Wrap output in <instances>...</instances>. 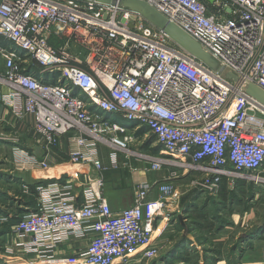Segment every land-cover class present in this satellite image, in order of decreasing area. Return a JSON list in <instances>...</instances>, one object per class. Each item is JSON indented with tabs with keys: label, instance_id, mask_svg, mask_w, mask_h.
<instances>
[{
	"label": "built area",
	"instance_id": "1",
	"mask_svg": "<svg viewBox=\"0 0 264 264\" xmlns=\"http://www.w3.org/2000/svg\"><path fill=\"white\" fill-rule=\"evenodd\" d=\"M114 1L0 0V87L17 117L32 118L34 140L47 155L66 137L68 160L89 169L35 186L34 208L6 233L7 252L14 244L32 253L26 264L149 261L159 254L156 218L175 210L180 197L175 178L202 173L198 185L211 194L223 177L231 186L236 179L264 182V104L245 91L249 83L264 91V0H143L219 69ZM129 123L154 135L156 157L129 148ZM100 144L109 148L110 168L131 156L150 164L145 173L169 168L162 183L154 182L157 197H149L153 182L132 168V204L112 210ZM14 150L18 169L49 168L45 157ZM89 232L84 250L55 254L60 243Z\"/></svg>",
	"mask_w": 264,
	"mask_h": 264
},
{
	"label": "crops",
	"instance_id": "2",
	"mask_svg": "<svg viewBox=\"0 0 264 264\" xmlns=\"http://www.w3.org/2000/svg\"><path fill=\"white\" fill-rule=\"evenodd\" d=\"M0 93L4 96L3 100H0V127H2L7 134L15 132L28 133L32 142L30 145L26 144L27 147H25L21 143L5 142L0 139V260L3 262L4 260H9L14 257L17 260L10 259L9 261L15 262L16 264H26L27 261L25 258L31 257L32 253L23 252L19 246L14 244L12 245L11 252H7L5 248L6 243H9L7 242V239L9 240V238H7L6 233L10 231V228L15 223L13 219L15 218L17 220L29 209L34 208L33 206L35 204L27 203L30 200L29 198L35 195L33 191L37 184L50 181L59 176H65V174L71 176L79 174L81 177L85 175L89 169L87 166L81 167L72 164L68 160L67 152L69 150L70 141L66 137L61 139L63 150H61L60 147H57L51 150L52 152L47 155L42 145L37 144L34 140L36 134L32 127V118L28 115L22 118L17 117L12 109V104L6 98L7 91L4 87H0ZM125 126L130 129V132H132L134 140L139 139L138 141L140 142L142 140L145 141L150 135V133L144 131L145 128H141L140 132L137 131L139 129H133L135 126L134 123H129ZM15 148H19L29 154L45 157L48 163L52 156V162L47 169H18L16 166L17 159L14 150ZM5 150L8 151L9 158L5 156ZM55 151L60 156L62 154L66 156V159L60 161L58 157L54 158L53 153ZM144 152L149 154L148 150ZM99 154L101 157V152ZM105 157L107 159L105 166L108 167V169L104 171V193L108 199L110 207L116 212L132 204L135 191L133 183L134 179H136L131 173L132 168L139 169L140 176L144 177L149 183L153 182L154 185L149 193L150 198L157 197V184L155 183L160 181V183H162L163 179H165L169 173L168 169L166 175L162 177V180H157L141 170L146 167L145 163L148 164V162L142 159L121 158L119 166L115 169L110 168L111 163L109 153L106 154ZM101 160L104 161L105 158H101ZM124 171H127L128 173ZM123 175L127 176L126 179L128 182ZM123 179L126 183L123 182ZM2 180L9 183L17 181V188H19L18 193L11 194L10 191H5ZM23 184L28 185L30 190L29 193L24 194L22 192L21 187ZM191 202L186 206L183 204L181 206L180 204L181 208H179L178 199L175 210H167L156 218L152 241L154 245L159 247V260L156 262L157 264H189L193 254L197 257L193 264H264V249L260 245L255 244L252 249H246V243L244 242L242 243L243 251H240L238 240L236 241V244H238L236 248L234 244L235 242L231 244V238H229V236H233L235 233L231 232L229 226H226L225 230H219L217 227L214 228V225L217 224V222L213 221L216 223L213 224L211 229H199L198 221L203 219H198V213L200 212L195 208H192ZM173 211H176V213H173ZM219 215L221 214L219 213ZM231 218L236 224L240 221L239 215L232 214ZM206 231L208 234L204 235L203 232ZM222 231L223 233H221ZM236 234H239V232H236ZM90 237V232L84 238L78 239L71 237L67 241L60 243L54 252H56L55 254L57 256L76 254L85 249ZM203 238L205 240H202ZM15 240L26 241V238L20 239L15 237L14 241ZM150 261L151 260L146 262L143 261L141 264H149ZM132 264H138V261L135 259Z\"/></svg>",
	"mask_w": 264,
	"mask_h": 264
},
{
	"label": "rangeland",
	"instance_id": "3",
	"mask_svg": "<svg viewBox=\"0 0 264 264\" xmlns=\"http://www.w3.org/2000/svg\"><path fill=\"white\" fill-rule=\"evenodd\" d=\"M140 129L141 128H139V130ZM139 130H137V131H139ZM4 131L5 130H3L2 127H0V139L4 140L5 142H17V143H21L25 147H27L26 144L27 145L32 144V142L29 138L30 136L28 135V133H24L23 131H21L23 133L15 132V133L7 134ZM137 131H136V133H137ZM138 140L137 139L133 140L130 143L129 148L131 150L135 151L136 153L146 154V152H144V150H142V148H143L142 143H144V141L142 140L140 142ZM153 145H156L155 141L150 144V146H153ZM59 147L61 150H63V144L62 143L59 145ZM53 149H55V148L53 147ZM99 152H101V158L102 159L105 158L104 161L102 160L103 165H105V163H107V159L105 156H106V154L109 153V148L103 144H100L99 145ZM5 156L7 158H9V154H8L7 150H5ZM149 156L156 157V154L149 152ZM53 157L54 158L58 157L60 159V161H63L66 159V156H64L63 154L60 156L59 154L56 153V151L53 153ZM130 158L139 159L136 156H131ZM51 162H52V156L50 157L49 165ZM145 166L150 167V164L145 163ZM8 167H9V165H8ZM168 169L169 168H167V167H162L160 170H148L146 173L151 175V177L153 179L162 180V177L164 175H166ZM7 171H9V170H7ZM116 175H117V173H116ZM123 177L126 179L127 176L123 175ZM201 178H204L202 173L192 172V173H186V174L180 175L179 177L174 179V184L177 186V188L180 192L179 208H181L182 204L184 206H186L191 201H192L191 203L195 204V208H198L204 202H206L205 199L207 197H209V201H207L204 204V206L206 208L204 210L205 215L210 216L213 213L215 215L217 213H220L221 217L223 219H225L226 221H228V222H224L222 225H218V226H217V224H219V223L217 222V224H215L216 222H214L213 223V224H215L214 228L217 227L219 230H221V229L225 230V227L229 226V229L231 230V232L235 233L233 236H229V238H231L230 239L231 244L233 242H235L234 243L235 248L239 244L240 251H243L242 243L245 242L246 243V245H245L246 249H252L255 246V244L260 245L264 249V182L260 183V182H256V181H246V180L241 179L244 181L243 183L246 182L245 184L252 183L253 187H249L250 190H248L247 192H242V190L239 188L237 190L234 189L233 191H235V197H237V198L239 197L238 198V199H240L239 201L235 200L233 197H230L229 201L227 199H226V201H223V200H221V198L220 199L216 198L217 201L213 200L214 201L213 202V201H211L210 197H212L211 195H215L216 193H214V194H211V192L208 193L200 185H198V183L201 181ZM126 181H127V179H126ZM236 181H237V179L235 180V182ZM2 182L4 183L3 187H4L5 191H10L11 194L12 193H18L19 188H17L18 187L17 181H15V182L13 181V182L9 183L5 180H2ZM123 182H125L124 179H123ZM233 185L232 186L229 185L231 189H233ZM244 189H247V188L244 187ZM207 195H209V196H207ZM213 203H215V204H213ZM224 203H226L225 206L223 205ZM180 204H181V206H180ZM215 206H216V208H215ZM192 208H194V207L192 206ZM215 209H217V212L215 211ZM174 212L176 213V211H173V213ZM232 214L239 215L240 221L238 224L233 222V220L231 218ZM205 220H203L204 222H202L203 225H204V223L208 224V221H207L208 219L206 218ZM199 229H201V228H199ZM258 230H261V234H258L256 232ZM236 232H239V234H236ZM221 233H223V231ZM203 234L207 235L208 232L207 231L203 232ZM202 240H205V239L203 238ZM237 240H238V244H236ZM191 257L192 258H191L189 264H193L195 259L197 258L195 256V254H193V256H191ZM158 260H159V256H156L155 258L151 259L149 264H157L156 262ZM0 262H2V260H0ZM10 263H12V262H10ZM140 264H141V262H140Z\"/></svg>",
	"mask_w": 264,
	"mask_h": 264
},
{
	"label": "water",
	"instance_id": "4",
	"mask_svg": "<svg viewBox=\"0 0 264 264\" xmlns=\"http://www.w3.org/2000/svg\"><path fill=\"white\" fill-rule=\"evenodd\" d=\"M95 1L101 4H112L114 0H89ZM208 3H212L214 0H205ZM119 6L122 9L128 10L134 14L141 16L148 23L155 28L161 30L174 44L190 53L195 58L204 62L207 66L213 69H219V66L214 58L205 51L201 45L189 36L186 32L180 29L173 23H168L166 18L151 7L143 0H119ZM225 76L234 81L238 80V77L231 72L225 74ZM246 93L264 104V91L253 83H249L245 89Z\"/></svg>",
	"mask_w": 264,
	"mask_h": 264
},
{
	"label": "trees",
	"instance_id": "5",
	"mask_svg": "<svg viewBox=\"0 0 264 264\" xmlns=\"http://www.w3.org/2000/svg\"><path fill=\"white\" fill-rule=\"evenodd\" d=\"M6 41L4 40V38L0 35V43H5ZM139 131H141V130H139ZM144 131H147V129H144ZM155 141V137H154V135L153 134H151L150 133V135L145 139V141H144V143H143V148H142V150H144V151H146V150H148V152H152V153H154V154H156V155H158L159 154V152H160V150H161V146L159 145V144H156V145H153V146H150V144L152 143V142H154ZM124 172H126V173H128L127 171H124ZM244 181L243 180H241V179H237V181L234 183V185H233V189H231L230 188V186L228 185V182H227V180H226V178L225 177H223V179H222V181L220 182V185H219V188H218V190H217V192H216V194L215 195H211L212 197H210V199H211V201H213V200H216L217 201V199L216 198H221V200H223V201H226V199L229 201V198L230 197H233L235 200H237V201H239L240 199H238L237 197H235V191H233L234 189H241L242 190V192H247L248 190H250L249 189V187H253V184L252 183H249V184H245V183H243ZM45 183V182H44ZM244 187L245 188H247V189H244ZM230 188V189H229ZM35 191V190H34ZM33 191V192H34ZM35 196V195H34ZM31 197V198H29L30 200L28 201V203L27 204H29V203H32V204H35V197ZM209 196V195H208ZM205 201L207 202V201H209V197H207L206 199H205ZM222 201V202H223ZM206 202H204L200 207H198V208H195V204L194 203H192V206L196 209V210H198V212H200V213H198V219H203V220H205L206 218L208 219L207 221H208V224L207 223H204V225L202 224V222H204L203 220H201V221H198V226H199V228H203V229H211L212 228V226H213V221H216V222H218L219 224L218 225H222L224 222H228V221H226L225 219H223L222 217H221V215H219V213H217L216 215L213 213V214H211L210 216H207V215H205V206H204V204L206 203ZM214 202V201H213ZM221 203V202H220ZM213 204H215V203H213ZM217 205V204H216ZM224 206L226 205V203H224L223 204ZM34 207V206H33ZM215 208H216V206H215ZM215 211L217 212V209H215ZM202 213V214H201ZM209 217V218H208ZM16 219L14 218L13 219V221L14 222H16L15 221ZM206 221V220H205ZM258 234H261V230H258V231H256Z\"/></svg>",
	"mask_w": 264,
	"mask_h": 264
}]
</instances>
